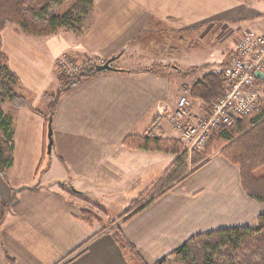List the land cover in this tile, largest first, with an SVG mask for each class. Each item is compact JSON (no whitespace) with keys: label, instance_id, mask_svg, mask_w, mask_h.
I'll return each instance as SVG.
<instances>
[{"label":"crops","instance_id":"obj_1","mask_svg":"<svg viewBox=\"0 0 264 264\" xmlns=\"http://www.w3.org/2000/svg\"><path fill=\"white\" fill-rule=\"evenodd\" d=\"M246 30L264 33L263 0H93L89 28L54 50L39 47L40 37L5 27L2 51L27 104L42 114L48 111L38 105H48L44 93L57 87L56 63L63 54L98 62L126 54L127 64L111 63L112 71L60 92L49 153L43 118L24 107L9 112L5 104L13 158L6 181L0 176V264H129L112 236L115 228L146 264H153L194 234L254 224L264 214V202L244 193L238 167L219 152L112 224L102 203L111 192L118 197L112 208L124 211L175 158L127 147L123 140L153 127L156 136L180 141L169 117L186 94L182 86L203 75L188 81L190 69L178 67V54L188 55L184 32L220 47L208 72L226 65ZM59 33L68 39L61 31L43 37ZM179 74L182 80L173 91L171 78ZM256 79L264 91V78ZM192 101L191 113L209 111ZM71 193L100 208L104 218L83 220L84 205Z\"/></svg>","mask_w":264,"mask_h":264},{"label":"trees","instance_id":"obj_2","mask_svg":"<svg viewBox=\"0 0 264 264\" xmlns=\"http://www.w3.org/2000/svg\"><path fill=\"white\" fill-rule=\"evenodd\" d=\"M92 16L93 0H0V33L6 25L12 24L17 33L25 36L43 37L59 31L77 36L89 28ZM79 73L81 74L73 78L59 77V89L55 95L44 93L49 103L48 113L42 114L31 108L22 95L18 77L10 69L2 51L0 38V176L4 181L6 171L12 164L13 138L12 122L4 112L3 105L29 108L43 118L47 128L60 92L89 80L100 72H96L94 66H88ZM73 81L76 82L67 88ZM182 87L191 99L201 102L207 108L223 96L226 89L225 79L219 70L208 71ZM152 129L153 127L139 136H127L123 140L124 145L134 149L170 153L175 155V159L129 204L118 219L141 210L188 173L187 154L180 141L156 136ZM215 152L238 167L244 193L252 200L264 202V174L257 175V171L264 166V100L258 111L238 116L229 126L215 130L204 150L193 152L190 160L193 167L190 171L203 165ZM71 195L84 205L80 212L83 220L89 222L104 214L89 201L73 193ZM113 222L111 220L109 224ZM112 236L129 264H146L119 228H115ZM153 264H264V214H260L252 225L194 234Z\"/></svg>","mask_w":264,"mask_h":264},{"label":"built area","instance_id":"obj_3","mask_svg":"<svg viewBox=\"0 0 264 264\" xmlns=\"http://www.w3.org/2000/svg\"><path fill=\"white\" fill-rule=\"evenodd\" d=\"M87 61L89 66L103 62L93 59ZM56 64L65 74L78 72V66L70 55L63 54ZM219 71L225 79L226 89L206 114L199 116L191 113L188 99L182 95L169 117V121L180 130V141L189 151L202 150L211 134L218 128L229 126L234 118L259 110L264 91L254 72H264V33L246 30L237 41L235 52ZM230 110L235 116L230 115Z\"/></svg>","mask_w":264,"mask_h":264},{"label":"rangeland","instance_id":"obj_4","mask_svg":"<svg viewBox=\"0 0 264 264\" xmlns=\"http://www.w3.org/2000/svg\"><path fill=\"white\" fill-rule=\"evenodd\" d=\"M6 28L14 29V30L16 29V27L12 24L6 25ZM191 32L192 31H189L188 34H186V32H184L185 35L183 37L184 38V46L185 47L189 46L188 55L180 56L178 54V60L180 61V63L178 64V67L181 70L187 71L188 69L191 70L192 68L193 69L195 68L193 71H190L188 73L189 75L186 74L185 78L188 77L187 78L188 81L190 79H192L193 76L195 77L200 73L205 74L206 71L208 70L209 66L215 65V63L219 57V49H220V47L217 44L215 45L214 43H211L207 39H205V40L195 39L193 36V33H191ZM61 33L62 34H64V33L69 34V35H67V36H69V37H67L68 39H66V38L64 39V35H61L59 33L60 35L53 36V37H40L41 39H39L40 41H38L37 44L39 45V47L44 48L46 50L47 49L48 50H54L55 48H59V47L65 45V43L67 41H69L71 38L73 39L75 36L74 34L67 32V31H61ZM40 42H43L44 45L49 44V43L50 44L46 47L43 44H41ZM184 53H185V51H184ZM188 57H190V58H188ZM126 58H127L126 54L122 55V57H120L118 60L116 59L112 62V66L114 64H120L121 62H123V64H127V61L125 60ZM72 60L74 61L75 65L78 66V72L68 75V74H65L63 72V70L61 71L60 68H58V66H57L58 78L59 77L73 78V77L77 76L78 74L80 75L81 73H79V72L85 70V68L90 65V63L87 61V60H89L88 58L83 59V60H77L75 58H72ZM201 63H207V64H205V66H204V65H201ZM216 70H218V68H216ZM179 80H182L181 74L174 75V77L171 78L170 86L173 88V91L175 89L174 87H177V83L179 82ZM56 86L57 87L54 90H51L49 92V94L55 95L57 93V91L59 89L58 82H56ZM183 95H185L187 97L188 101L190 99V103H191V101L193 99H191L187 93L183 94ZM194 101H196V100H194ZM48 103H49V101H48ZM6 105H9V104H6ZM4 106H5V104L3 105V110H4ZM14 109H15V107L13 108V106L9 107V112H10V110H14ZM38 109H41L44 113H46V111H48V105H47L46 101L40 103L38 105ZM188 109H189V107H188ZM208 142H209V140L207 141L204 148L207 146ZM180 143H181V141H180ZM182 147H183V150H185L186 154H187V161H186L187 168H186V170H188L189 168L193 167L190 163V160H191V156H193L194 151L187 150L183 144H182ZM204 148L200 151H203ZM167 154H170V153H167ZM170 155H173V154H170ZM173 156L175 157V155H173ZM174 159L175 158H173V160ZM262 174H264V166L261 167L257 171V175H262ZM117 198H118L117 195L112 194L111 192H105V194L102 196L103 206L107 207L106 210H104V211L107 213L108 224H109V221H111L113 219H118V217L127 209L126 208L123 211L121 208H118L117 206H116L117 208H112V206H114L115 202L117 201ZM129 204H128V206H129ZM104 215H105V213L103 215H100V216H102L104 218ZM113 221H115V220H113Z\"/></svg>","mask_w":264,"mask_h":264},{"label":"water","instance_id":"obj_5","mask_svg":"<svg viewBox=\"0 0 264 264\" xmlns=\"http://www.w3.org/2000/svg\"><path fill=\"white\" fill-rule=\"evenodd\" d=\"M116 58V56H111L110 58L106 59L105 61H103L100 64H96L94 66V70L96 72H108V71H112L113 67L111 66V63L114 61V59ZM254 76L256 78H264V72L261 71H255L254 72ZM74 82H71L70 84L67 85V88H69ZM230 115L235 116L234 113L230 110L229 111ZM51 126H50V121L48 123V127H47V138H48V143H47V152H50L51 149V145H52V139H51Z\"/></svg>","mask_w":264,"mask_h":264}]
</instances>
